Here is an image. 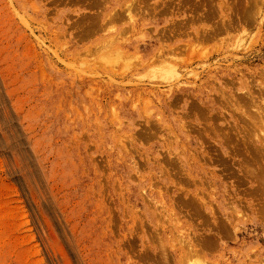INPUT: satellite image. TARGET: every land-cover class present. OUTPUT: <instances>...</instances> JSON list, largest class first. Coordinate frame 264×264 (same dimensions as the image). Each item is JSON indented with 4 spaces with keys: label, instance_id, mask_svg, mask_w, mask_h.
<instances>
[{
    "label": "rangeland",
    "instance_id": "1",
    "mask_svg": "<svg viewBox=\"0 0 264 264\" xmlns=\"http://www.w3.org/2000/svg\"><path fill=\"white\" fill-rule=\"evenodd\" d=\"M256 1L0 0V264H264Z\"/></svg>",
    "mask_w": 264,
    "mask_h": 264
},
{
    "label": "bare ground",
    "instance_id": "2",
    "mask_svg": "<svg viewBox=\"0 0 264 264\" xmlns=\"http://www.w3.org/2000/svg\"><path fill=\"white\" fill-rule=\"evenodd\" d=\"M250 9V10H248ZM246 10V11H245ZM248 10V11H247ZM244 12L243 14H245L244 16L246 17V19H252L254 21L259 20L260 18L262 19L261 15L264 12V0H258L256 1V4L250 7H245L244 8ZM192 20V18H191ZM260 21V20H259ZM152 73L150 74V76H155V70H151ZM159 75L162 78H168L173 76L174 74H180V72H178L177 66L176 65H167V66H163L160 70H159ZM153 74V75H152ZM251 114V113H250ZM252 118H251V122L254 123V128H250L249 131V135H247L248 131L243 132L242 136H238V138L236 139V142L238 145H240L241 148V152L243 151V154H241V157L243 159L244 162L249 161L250 165H254V170L255 171H251L249 172L248 170L244 173L246 176V183L248 182V184H251V181L249 179V177H251L253 179L254 182H256V186L258 188V190L260 191V193L263 191L264 193V126H262V124L264 125V106L258 107L256 109V115L251 114ZM231 118V117H230ZM250 118V117H249ZM258 123H261L260 125H258ZM259 132H262L259 133ZM227 139H230L228 136H226ZM224 139V141L222 142L220 138H218L217 136H213L212 140L215 143V146L224 154L227 152V150L230 148L229 147V141L227 139ZM189 142H195L192 138L188 139ZM236 144V145H237ZM200 145V143H199ZM235 145V146H236ZM194 149L196 150L197 153L202 154V150H200L199 147L194 146ZM228 155V152H227ZM239 164H241V161L239 162ZM241 167V166H240ZM241 169H243L241 167ZM212 175H213V180L219 184H217V186H222V178L220 176H218L215 173V170H212ZM260 186H262V188H260ZM262 194V193H261ZM262 200H264V196L262 197ZM262 209L261 211L264 212V201L262 203ZM247 207H249V212L251 214H253L254 212V208L251 205H247ZM264 222V220H263Z\"/></svg>",
    "mask_w": 264,
    "mask_h": 264
}]
</instances>
